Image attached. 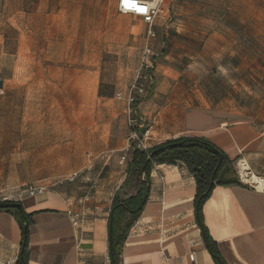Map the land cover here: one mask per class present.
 Listing matches in <instances>:
<instances>
[{"label":"rangeland","instance_id":"rangeland-1","mask_svg":"<svg viewBox=\"0 0 264 264\" xmlns=\"http://www.w3.org/2000/svg\"><path fill=\"white\" fill-rule=\"evenodd\" d=\"M94 2L100 13L83 17L98 20L81 28L68 20L74 0H0V201L22 198L29 187L80 199L92 195L94 181L107 197L126 174L125 97L143 52L139 58L137 43L112 36L109 0ZM163 7L155 85L142 101L154 90L175 91L183 105L207 97L264 114V0H164ZM91 126L98 129L92 147ZM124 130L121 150L116 137Z\"/></svg>","mask_w":264,"mask_h":264},{"label":"crops","instance_id":"crops-1","mask_svg":"<svg viewBox=\"0 0 264 264\" xmlns=\"http://www.w3.org/2000/svg\"><path fill=\"white\" fill-rule=\"evenodd\" d=\"M119 1L109 0L112 36L122 39L124 46L137 43L139 58L147 45L158 49L163 38L159 29L164 27L162 19L155 23V36L151 37L150 25L139 16L122 14ZM84 12L97 16L99 2L74 0L68 20L81 28L83 21L98 20L84 18ZM91 52L98 49L92 47ZM181 102L178 92L154 90L140 103L139 113L152 126L149 149L175 138L205 137L234 161L237 176L244 164L254 177L263 180V186L253 188L238 182L215 187L200 219L195 204L197 183L190 169L182 162L153 164L149 177L146 175L148 185L140 214L128 232L118 264H264V114L213 104L207 97L205 102L202 98L201 103L191 105ZM90 128L89 140L98 134V129ZM109 128L107 147L114 138ZM127 137L125 130L116 137L119 149H125ZM89 142L92 147L94 142ZM84 143L77 148L85 150ZM126 162L123 180L107 197L94 181L90 187L91 191L95 188L94 194L89 192L80 199L67 190L46 188L37 195L11 200L31 220L27 264H112L109 225L113 200L116 195L122 201L135 197L144 182L142 173L139 179L128 175L132 161ZM76 175L69 174L66 180L72 181ZM22 243V231L14 216L0 211V264L19 257Z\"/></svg>","mask_w":264,"mask_h":264},{"label":"trees","instance_id":"trees-1","mask_svg":"<svg viewBox=\"0 0 264 264\" xmlns=\"http://www.w3.org/2000/svg\"><path fill=\"white\" fill-rule=\"evenodd\" d=\"M184 163L194 174L197 183L195 204L197 213L202 219V208L217 186L238 184V176L232 161L221 149L205 137L191 136L167 140L148 151L134 149L128 175L139 179L142 171L147 177L153 164ZM142 187L135 197L120 200L115 196L112 204V215L109 225L110 258L112 264H118L119 256L125 244L133 221L140 214L143 202V192L148 183L142 182ZM12 201H0V211L11 213L19 224L23 236V250L18 264L28 263L27 240L31 220L22 208ZM219 262L221 260L219 259Z\"/></svg>","mask_w":264,"mask_h":264},{"label":"built area","instance_id":"built-area-1","mask_svg":"<svg viewBox=\"0 0 264 264\" xmlns=\"http://www.w3.org/2000/svg\"><path fill=\"white\" fill-rule=\"evenodd\" d=\"M164 0H120L119 1V11L122 14H132L141 17L144 22L150 25L149 35L151 37L155 36L153 27L159 18H164L166 16V9L163 7ZM153 49L151 46L147 45L143 50V59L141 67L139 69L137 79L131 86L129 93L125 97L129 123L131 126V131L129 135V142L127 152L122 157V162L132 161V152L134 149H139L142 151H148V140L150 138L151 125L148 122L143 121L139 116V105L142 98L148 95L152 85V75L154 71L153 61L155 58ZM3 94V90L0 91ZM120 98H122L120 96ZM145 122V123H144ZM139 128H143L140 130ZM131 155V156H130ZM254 178L250 169L242 164L238 169V179L239 182L245 186L258 187V184H254L251 180ZM257 179V178H256ZM258 182L263 183L262 179H257ZM45 188H35L29 187L26 190L25 195L34 196L38 193L44 191ZM74 224H77V218L74 219ZM19 257H14L6 262V264H18Z\"/></svg>","mask_w":264,"mask_h":264},{"label":"bare ground","instance_id":"bare-ground-1","mask_svg":"<svg viewBox=\"0 0 264 264\" xmlns=\"http://www.w3.org/2000/svg\"><path fill=\"white\" fill-rule=\"evenodd\" d=\"M251 182L254 183V184H258L260 187L263 186V183L258 182V180L256 179V177H254V178L251 180Z\"/></svg>","mask_w":264,"mask_h":264},{"label":"water","instance_id":"water-1","mask_svg":"<svg viewBox=\"0 0 264 264\" xmlns=\"http://www.w3.org/2000/svg\"><path fill=\"white\" fill-rule=\"evenodd\" d=\"M142 179L144 182L146 181V172L145 171L142 172ZM16 206L20 208L19 204H16Z\"/></svg>","mask_w":264,"mask_h":264}]
</instances>
